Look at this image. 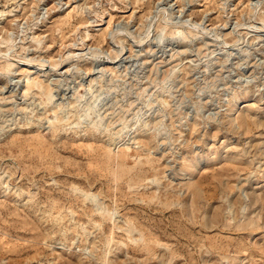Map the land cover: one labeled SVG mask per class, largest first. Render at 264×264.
Returning <instances> with one entry per match:
<instances>
[{
  "label": "rangeland",
  "instance_id": "1",
  "mask_svg": "<svg viewBox=\"0 0 264 264\" xmlns=\"http://www.w3.org/2000/svg\"><path fill=\"white\" fill-rule=\"evenodd\" d=\"M0 264H264V0H0Z\"/></svg>",
  "mask_w": 264,
  "mask_h": 264
},
{
  "label": "bare ground",
  "instance_id": "2",
  "mask_svg": "<svg viewBox=\"0 0 264 264\" xmlns=\"http://www.w3.org/2000/svg\"><path fill=\"white\" fill-rule=\"evenodd\" d=\"M100 55V54H99Z\"/></svg>",
  "mask_w": 264,
  "mask_h": 264
}]
</instances>
